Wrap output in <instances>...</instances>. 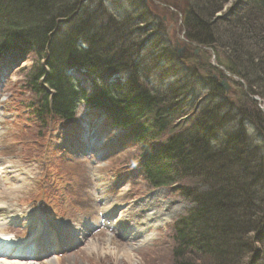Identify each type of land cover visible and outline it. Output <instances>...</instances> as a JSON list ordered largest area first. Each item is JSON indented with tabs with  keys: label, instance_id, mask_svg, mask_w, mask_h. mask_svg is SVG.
Here are the masks:
<instances>
[{
	"label": "trees",
	"instance_id": "1",
	"mask_svg": "<svg viewBox=\"0 0 264 264\" xmlns=\"http://www.w3.org/2000/svg\"><path fill=\"white\" fill-rule=\"evenodd\" d=\"M228 2L194 0L203 6L183 13L182 28L191 43L229 55L220 64L246 85H237L236 104L223 98L216 80L195 74L188 90L162 92L155 58L145 60L153 82H139L137 73H147L140 61L149 57L137 56L142 34L128 33L130 25L117 19L126 13L125 22L141 26L152 20L144 0H0V63L35 58L18 88L33 95L28 108L37 102L32 115L68 123L85 102L137 142L132 160L143 158L151 187L174 186L173 195L194 204L173 223L171 264H243L247 254L249 264H264V112L251 98L264 105V0H234L220 20ZM161 51L174 58L171 49ZM72 69L100 83L90 96L72 89Z\"/></svg>",
	"mask_w": 264,
	"mask_h": 264
},
{
	"label": "rangeland",
	"instance_id": "2",
	"mask_svg": "<svg viewBox=\"0 0 264 264\" xmlns=\"http://www.w3.org/2000/svg\"><path fill=\"white\" fill-rule=\"evenodd\" d=\"M233 1L226 3L222 13L217 14L220 20L229 16L228 9L233 7ZM144 4L145 12L153 18L157 17L160 24L157 25L153 18L147 19L144 27L131 24L133 22H125L128 19L126 13H120L117 20L119 25L122 22L130 25L132 30L128 33L142 29L141 40L138 41H141L140 47H147L145 55L160 60L156 65L160 73H164L158 82V89L162 92L176 91L174 89L181 87L188 90L187 78L193 74L205 82L218 73L212 64L219 65L220 61H225L223 59L229 60L225 51H222L223 54L221 50L209 51L206 47L199 48L194 43L190 45L182 40L185 39L182 34H186L180 26L183 13L189 8L195 11L203 5L194 3V0H144ZM153 29L158 43L156 46L149 43V36H145ZM216 32L214 29L211 34L218 39ZM157 37L161 42H158ZM183 47L187 48L179 54V58L174 53L177 60H173V63L168 62L169 58L163 56L161 51L163 48L181 50ZM218 59L219 63L216 62ZM33 60L34 57L30 55L22 59L24 62L19 66V63H14L0 68V209L13 207L17 212L31 211L37 214V219L47 220L59 229L72 224L79 230L80 237L76 238L82 242L81 246H76V238L73 240L64 234L62 237H67L73 243L72 249L60 252L58 261L51 262L53 264H171V225L178 215L191 208V204L173 195L171 188L152 190L143 181L137 168L126 169L133 154L138 155L139 146L127 141L126 144L119 142L108 147L107 140L116 138L117 129L97 112L92 111L87 116L89 130L87 133L84 130L81 138L83 142L80 143L84 150L88 143L90 145L86 150L94 145L95 150L78 153V159L71 157L69 163L63 160L62 152L59 156L54 154L56 146L49 152H41L36 138L41 139L43 136H37V121L33 119L34 126L27 123L25 111L21 110L28 103L23 98L30 94L17 89L27 70L18 71L16 67L28 69ZM141 62L147 72L143 77L153 82V66L150 65L149 69L145 59H141ZM243 69L246 71L245 67ZM180 76L182 78L179 79ZM248 77L250 82H257V73H251ZM231 78L230 81L234 82ZM13 85H16L18 93H14ZM83 86L90 90L86 84ZM195 89L197 95L204 94L202 88ZM240 92L232 84L229 93L224 94L223 98L236 104L240 100ZM17 94L20 104L16 103ZM82 109L80 107V115L86 118L85 110ZM175 123H179L178 120ZM97 139L103 141L97 142ZM122 165H126L124 170L121 169ZM111 213H115L113 217ZM147 216L156 218L153 223L142 226ZM119 221L125 224L123 232L114 229ZM9 226L17 239H25L27 235H20L21 231L29 229L25 223ZM137 226L141 229L138 230ZM249 261L250 256L247 254L243 264ZM252 264H256V261Z\"/></svg>",
	"mask_w": 264,
	"mask_h": 264
},
{
	"label": "bare ground",
	"instance_id": "3",
	"mask_svg": "<svg viewBox=\"0 0 264 264\" xmlns=\"http://www.w3.org/2000/svg\"><path fill=\"white\" fill-rule=\"evenodd\" d=\"M138 32L134 31V34L140 35L141 34V30L142 29H136ZM183 38L187 39L186 37L183 36ZM8 205H6L7 207ZM1 211V210H0ZM36 215L32 214L31 212H17L15 211V209H12L11 207H7V209L5 211H1L0 213V235H3L4 237H0V238H4L7 242L11 243V244H18L14 238L10 237L7 233L8 229H6L7 227L4 228V225L9 224V223H29L30 224V232L34 229L37 228L36 223H35V218ZM154 218L156 217H149L147 216V219L145 221V225H148L149 223H151ZM128 220V218H127ZM126 220V221H127ZM75 232V233H74ZM74 233H78L76 230H71V234ZM22 242H20L21 244ZM19 244V245H20ZM23 248L28 249L29 247H32V245H30L29 242L24 243L21 245ZM11 248L10 247H6L5 251H10ZM4 251V252H5ZM2 253V255H0V264H30L29 262L25 261V260H20L18 258H16V256H14V254L16 253L15 250H12V252L10 253ZM1 254V253H0ZM58 261V260H56ZM33 264V263H31ZM41 264H53L50 263L48 260H44L43 262H41Z\"/></svg>",
	"mask_w": 264,
	"mask_h": 264
},
{
	"label": "water",
	"instance_id": "4",
	"mask_svg": "<svg viewBox=\"0 0 264 264\" xmlns=\"http://www.w3.org/2000/svg\"><path fill=\"white\" fill-rule=\"evenodd\" d=\"M219 85H220L222 88H224L225 90H228V86H227V84H226L225 81L221 82Z\"/></svg>",
	"mask_w": 264,
	"mask_h": 264
}]
</instances>
